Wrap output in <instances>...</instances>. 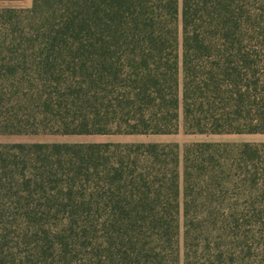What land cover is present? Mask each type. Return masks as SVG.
I'll return each mask as SVG.
<instances>
[{"label": "trees", "instance_id": "16d2710c", "mask_svg": "<svg viewBox=\"0 0 264 264\" xmlns=\"http://www.w3.org/2000/svg\"><path fill=\"white\" fill-rule=\"evenodd\" d=\"M180 117L264 134V0L0 6V136ZM0 264H264V142H0Z\"/></svg>", "mask_w": 264, "mask_h": 264}, {"label": "rangeland", "instance_id": "374dc122", "mask_svg": "<svg viewBox=\"0 0 264 264\" xmlns=\"http://www.w3.org/2000/svg\"><path fill=\"white\" fill-rule=\"evenodd\" d=\"M32 0L0 3V6L27 8ZM0 142H174L181 150L192 142H264V134H185L180 117L179 130L173 135H40V136H0Z\"/></svg>", "mask_w": 264, "mask_h": 264}]
</instances>
